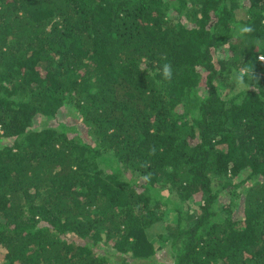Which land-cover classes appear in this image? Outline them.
<instances>
[{
    "label": "trees",
    "instance_id": "1",
    "mask_svg": "<svg viewBox=\"0 0 264 264\" xmlns=\"http://www.w3.org/2000/svg\"><path fill=\"white\" fill-rule=\"evenodd\" d=\"M0 264H264V0H0Z\"/></svg>",
    "mask_w": 264,
    "mask_h": 264
},
{
    "label": "rangeland",
    "instance_id": "2",
    "mask_svg": "<svg viewBox=\"0 0 264 264\" xmlns=\"http://www.w3.org/2000/svg\"><path fill=\"white\" fill-rule=\"evenodd\" d=\"M158 255H159V257H163V258H165V256H166V251L159 252Z\"/></svg>",
    "mask_w": 264,
    "mask_h": 264
},
{
    "label": "clouds",
    "instance_id": "3",
    "mask_svg": "<svg viewBox=\"0 0 264 264\" xmlns=\"http://www.w3.org/2000/svg\"><path fill=\"white\" fill-rule=\"evenodd\" d=\"M165 74L166 75L168 74V68H167V66L165 67Z\"/></svg>",
    "mask_w": 264,
    "mask_h": 264
}]
</instances>
